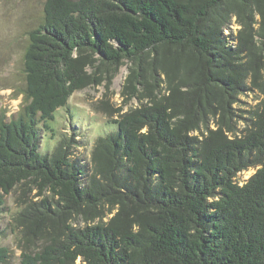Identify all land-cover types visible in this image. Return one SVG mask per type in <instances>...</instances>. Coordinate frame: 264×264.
I'll use <instances>...</instances> for the list:
<instances>
[{"label": "trees", "instance_id": "trees-1", "mask_svg": "<svg viewBox=\"0 0 264 264\" xmlns=\"http://www.w3.org/2000/svg\"><path fill=\"white\" fill-rule=\"evenodd\" d=\"M23 60L24 106L0 116V221L13 190L43 197L14 218L20 264H264V101L233 126L264 95V0H45ZM126 64L140 104L109 108L90 162L75 136L42 150L40 127Z\"/></svg>", "mask_w": 264, "mask_h": 264}, {"label": "rangeland", "instance_id": "rangeland-1", "mask_svg": "<svg viewBox=\"0 0 264 264\" xmlns=\"http://www.w3.org/2000/svg\"><path fill=\"white\" fill-rule=\"evenodd\" d=\"M44 2L45 0H0V116L4 114L7 121L18 114L24 106L23 58L29 44V33L44 21ZM239 29L234 21L227 33L232 30L236 34ZM129 67V64L121 67L111 83L107 79L101 85H92L75 93L69 100L68 107L56 115L53 125L55 135L40 127L42 150L52 152L63 136L67 135L68 138L75 136L80 143L73 146V158H84L85 162H90L89 154L99 136L116 133L118 130L114 124L108 125L111 119L118 118L109 116V108H123V111L127 112L140 104L137 99L126 103L122 97ZM263 101L264 95L259 90L240 96V101L234 106L237 117L234 118L233 126L237 134H241L247 123H251L253 113ZM211 128L216 129V125L212 123ZM258 169L259 167L251 168L239 174L237 177L239 184H245ZM37 195V190L24 195L17 188L5 196L6 204L0 221L4 235L0 245L11 251L8 264H20L22 253L19 246L20 234L14 228L16 225L14 218L26 202L43 199Z\"/></svg>", "mask_w": 264, "mask_h": 264}]
</instances>
